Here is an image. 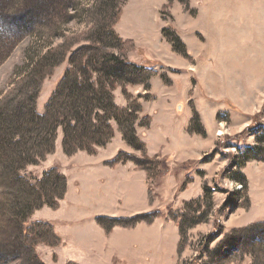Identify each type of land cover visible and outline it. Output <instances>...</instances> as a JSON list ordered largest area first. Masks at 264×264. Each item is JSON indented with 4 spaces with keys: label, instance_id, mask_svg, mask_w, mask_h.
<instances>
[{
    "label": "rangeland",
    "instance_id": "1",
    "mask_svg": "<svg viewBox=\"0 0 264 264\" xmlns=\"http://www.w3.org/2000/svg\"><path fill=\"white\" fill-rule=\"evenodd\" d=\"M46 1L35 0L26 7L27 12ZM51 10L54 16L65 13L64 18L70 19L52 26L49 38L44 29L29 36L18 31L19 39L13 45L7 32L13 29L0 14V99L34 58L47 50H62L65 45H71L72 50L82 45L99 47L155 73L142 85L118 80L112 91L116 106L127 108L136 103L141 107L139 120L149 119L146 126L135 123L136 135L146 145L149 160L144 165L148 171L132 161L124 163L135 172H145L147 202L132 207L137 209L136 213L131 210L133 214H128L122 202L113 210L114 215L97 218L158 216L152 223L154 237L159 231L168 244L157 239L146 256L149 260L142 264H264V245L251 243L254 235L245 238L239 234V230L264 222V162H243L249 157L248 149L257 144L256 132L261 135L264 129V92L258 103L245 110L224 99L211 100L203 87L207 74L217 72L218 63L213 61V67L207 59L215 55L216 44L226 42L232 55L237 48H244L249 50L244 54L264 56V48L259 49L264 46V0H58ZM110 30L128 43L125 48L117 40L105 38ZM69 57L43 81L36 101L38 114L45 113L64 75L76 71ZM236 59L232 58V64ZM112 127L113 138L92 155L103 158L115 153L114 159L123 151L141 158L143 154L126 144L117 125ZM57 131L54 152L22 173L31 184L54 168L69 177L61 207H43L31 216L30 222L49 223L61 242L57 247L39 245L36 253L44 264H89L80 246L95 212L82 202L80 160L81 153H87L65 155L62 130ZM196 140L198 147L194 146ZM184 151L196 159L182 160ZM114 181L103 182L102 188ZM193 186L200 187L199 195L189 197L196 194ZM126 189L122 185L124 200ZM137 233L134 260L119 257L112 264H139V244L148 233ZM159 254L163 257L157 259Z\"/></svg>",
    "mask_w": 264,
    "mask_h": 264
},
{
    "label": "trees",
    "instance_id": "2",
    "mask_svg": "<svg viewBox=\"0 0 264 264\" xmlns=\"http://www.w3.org/2000/svg\"><path fill=\"white\" fill-rule=\"evenodd\" d=\"M34 1L0 0V14L3 13L6 25L13 29H7L12 35L11 45L19 39L18 31L29 36L44 29L49 38L51 33L53 35L52 26L70 19L64 18L67 16L65 13L54 16L51 7L58 0H48L38 5L35 11L27 12L26 7ZM14 36L17 38L14 39ZM105 38L117 40L122 48L128 44L111 30ZM68 54L69 62L76 66V71L69 70L64 75L48 101L45 113L40 115L36 112V101L42 83ZM76 62L83 63V66ZM153 76L155 73L150 68L123 61L113 52L99 47L82 45L72 50L71 45H65L62 50H47L34 58L28 70L15 84H11L12 87L0 99V264H44L36 248L39 245L57 247L61 243L49 223L30 222V219L35 211L43 207L59 208V202L67 192L66 178L56 168L34 184L22 176L27 167L38 165L54 152L58 128L62 130L65 155L71 156L79 151L92 155L96 148L106 146L113 138L112 124L115 123L126 144L143 155L138 158L120 151L109 165L113 167L132 161L138 168L148 171L144 165L149 160L146 145L137 137L135 123L146 126L149 119L139 120L141 107L136 103L127 108L116 106L112 91L118 80L142 85ZM259 133L256 132L257 144L248 149L249 157L243 162H264V129L261 135ZM157 217H99L97 223L109 233L114 227L132 228L140 222L151 225ZM239 231L245 238L254 235L251 243L264 245V222Z\"/></svg>",
    "mask_w": 264,
    "mask_h": 264
},
{
    "label": "crops",
    "instance_id": "3",
    "mask_svg": "<svg viewBox=\"0 0 264 264\" xmlns=\"http://www.w3.org/2000/svg\"><path fill=\"white\" fill-rule=\"evenodd\" d=\"M216 45L218 48H216L215 55L212 59L210 57H207V59L218 63L217 72L207 74V79H205L203 86L205 92L211 100L220 101L224 99L223 101L227 103L235 104L242 109L248 110L260 101V93L263 94L264 92V56L252 57L248 53L244 54L249 52L248 49L245 50L244 48H237L235 54L232 55L229 53L230 48L227 47L226 42ZM262 48L264 46L259 49ZM235 57L237 59L232 64V58ZM212 66L214 67V62ZM190 73L194 72L190 71ZM199 145L200 142L196 140L194 146L198 147ZM114 154L101 158V155L98 154L85 155L81 153L83 155L80 160L83 172L81 177L83 188L82 202L85 206L92 207L95 212L93 213L90 230L85 235L82 234L80 246L86 254L89 264H112L115 258L119 257L130 262L134 260L133 250L136 243L134 238H136L137 232L148 233V236H145L139 244L140 262L138 263L142 264L149 260L146 256L152 253L151 248L158 242L156 241L157 239H161L168 244V239L164 240V236L159 231H157V238L155 239L156 234L154 237L153 224H138L134 228L114 227L107 235L103 228L95 222L98 216L114 215L113 210L117 206L120 207L122 202L124 207L128 208V214H133L131 210L137 211L135 208L132 209V207L137 206V203L147 202L145 172H135L133 167L130 164L125 165L126 163L113 167L107 165L106 163L111 162ZM180 158L185 161L195 160L196 155H191L189 152L184 151ZM64 174L66 177L67 172ZM112 178L116 179L115 183L103 189V182L112 181ZM67 179V182H69L68 175ZM88 185L90 186L88 187ZM122 185L127 186L124 192L125 200L122 199ZM199 188L193 186L192 190L196 194L190 193L189 197L192 195L198 196ZM60 207L61 204L59 205ZM151 237L153 241H151ZM172 241L176 245L179 243L177 237H174ZM120 251H122V256ZM162 257L163 254H159L157 259Z\"/></svg>",
    "mask_w": 264,
    "mask_h": 264
}]
</instances>
